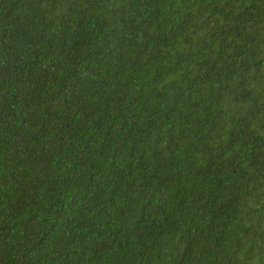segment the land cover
Here are the masks:
<instances>
[{"label": "trees", "instance_id": "16d2710c", "mask_svg": "<svg viewBox=\"0 0 264 264\" xmlns=\"http://www.w3.org/2000/svg\"><path fill=\"white\" fill-rule=\"evenodd\" d=\"M0 264H264V0H0Z\"/></svg>", "mask_w": 264, "mask_h": 264}]
</instances>
